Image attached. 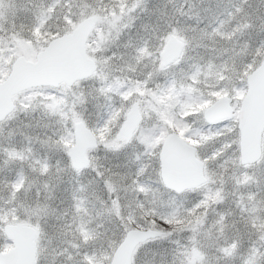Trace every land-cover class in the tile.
Listing matches in <instances>:
<instances>
[{
  "label": "snow or ice",
  "instance_id": "obj_1",
  "mask_svg": "<svg viewBox=\"0 0 264 264\" xmlns=\"http://www.w3.org/2000/svg\"><path fill=\"white\" fill-rule=\"evenodd\" d=\"M29 3L19 9L28 21L19 30L0 14V123L36 110L54 120L59 127L40 143L65 153L78 176L87 151L138 150L135 172L88 165L106 199L81 185L61 210L52 205L65 170L59 161L53 172L36 158L30 136L26 147L0 148L5 165H21L0 178V264H141L149 253L144 264H264V145L253 155L244 140L264 78V40L253 49L239 44L256 21L264 27V0H217L203 28L194 4L187 12L165 9L129 35L123 52L112 49L137 12L149 10L148 0ZM197 49L204 53L191 55ZM78 64L88 67L81 72ZM6 71L20 82L5 109ZM90 103L100 113L95 125L85 115ZM256 108L264 126V91ZM17 216L33 234L27 249L8 228Z\"/></svg>",
  "mask_w": 264,
  "mask_h": 264
},
{
  "label": "rangeland",
  "instance_id": "obj_2",
  "mask_svg": "<svg viewBox=\"0 0 264 264\" xmlns=\"http://www.w3.org/2000/svg\"><path fill=\"white\" fill-rule=\"evenodd\" d=\"M159 1H162L164 3V6H161L159 9H162V10L166 9L167 12L170 14L173 13L175 10L181 9V8L185 12H187L189 4H194L196 6V10L200 12L201 17L203 18V22L199 25V27L201 28H203L205 24L209 22L213 12L216 11V4H217V0H188L187 3L185 2V0H148V8H151V6L153 8V6H156ZM105 2H107V0H105ZM235 2H239V0H235ZM253 2H255V0H253ZM13 5L15 7H13ZM24 5L31 7L29 0H0V14L6 15L9 21L15 20L18 30H19V25L21 23H25V24L28 23L27 19L25 18L26 14L22 11H19V9ZM205 9H211L212 11L205 12ZM13 13H15V15H13ZM144 15H145L144 11L137 12L138 18L135 22V25L129 31H126L124 35L121 37V40L119 41V45L121 46H114L112 51L123 52L124 49L122 47V44L128 39L129 35L131 36L136 35L135 32L140 27L141 18ZM177 19H179L182 24H187V25H192V26L196 25V21L194 19L189 20L186 16H179L177 14ZM144 24H147V23H144ZM25 34H27V32H25ZM262 40H264V27H261L260 22L256 21L255 28L247 31L240 38L239 44L243 45L247 43L250 46V49H253V48L258 47L260 41ZM237 50H239V48ZM197 52H200L201 54H203L204 49H197L196 51L192 52L191 55L195 56ZM14 58L15 57H13V59ZM249 59H251V57H249ZM7 72L8 71H6L4 75H6ZM69 104H71V101H69ZM86 107L88 111L85 113V115L89 117L90 123L92 125H95L97 119L99 118L100 113L93 107V104L91 103L86 105ZM17 118H18V112L14 119L6 120L3 123H0V145L1 146H4V147L10 146L9 143L5 142L9 139V137L7 136V134L5 135L6 129L4 128L5 126L6 128H9L10 125L8 124H10V122H12L11 124H14V126L16 123L18 125V129L26 128L25 124L23 126H19L21 125V123L17 122ZM47 121H48L47 123H51L52 125V127L47 128V129H56L57 127H59L58 125L55 124L54 120L49 121L47 119ZM26 134H34V133L25 130V132L23 131L22 136ZM39 135L40 133H38V135L35 138L37 139L38 137L39 138L38 140L40 141L45 140V139L40 138ZM262 145H264V131L262 134ZM40 148H43L44 150H48L43 145H41ZM137 150L138 149L130 146L125 151H122V152H108L103 149V146H101L98 149L87 151V155L90 158L89 165L95 164L96 166L100 168L101 171H105V174H107L106 170L108 169H111L112 172H119V173L135 172V168H136L135 153ZM54 152L58 153V156L54 158L55 159V162H53L54 166L57 167V162L59 161L60 168L65 169V171H68L71 176H76V177L81 178L80 180L81 182L84 180V185L88 187L89 194H91L93 190H95L97 195H100L105 199L107 198L106 193L100 191V188H102L103 185L101 184L98 186L96 184V179H97L96 173L91 170V167L87 166L86 168H84V171L82 172V174L78 176L70 167H67L69 162H67L66 160L62 161V156H64L65 153L60 152V151H55V150ZM50 158H53V157H50ZM145 179H148V177H145ZM152 179L154 180L155 177H153ZM153 186L155 187L156 185H153ZM4 195H6V193L0 192V196H4ZM32 195L33 196L35 195V188H33L32 190ZM121 195L123 196L124 193L122 192ZM41 198H43L42 195H41ZM64 198L68 201V203L60 206L58 205V203H53L52 201L53 207L59 208L61 210L66 208L68 204L71 202V195L67 194L65 195ZM17 221L27 222L21 219V217L19 216L15 217L13 222H17ZM50 223H56V221L51 220ZM252 239H255V237H252ZM248 245H249V237L246 236V238H244L243 240V246L245 249H247ZM149 255L150 254L145 256V258L147 259Z\"/></svg>",
  "mask_w": 264,
  "mask_h": 264
},
{
  "label": "trees",
  "instance_id": "obj_3",
  "mask_svg": "<svg viewBox=\"0 0 264 264\" xmlns=\"http://www.w3.org/2000/svg\"><path fill=\"white\" fill-rule=\"evenodd\" d=\"M161 6H164V3L162 1H159L156 6H153V8L152 6L151 8H148L149 10L145 12L144 16H142L140 22L141 25L136 30L135 33H137V31L141 29V26L144 25V23L155 24L157 22V19L160 16V12L164 11L162 9H159ZM17 122L21 123V125L19 126H23L25 124L26 128L18 129V125L16 123L14 126V124H11L12 122H10V124H8L10 125L9 128H6V126L4 127L6 129L5 135L7 134V136L9 137V139L5 142L19 149L21 147H26L29 145L28 140L25 138L26 136L32 137L31 147L33 148L36 158L47 159L48 162L52 165L53 172H55L56 166H54L53 164V162H55L54 159L55 157L53 155L54 150L49 151L40 148L42 144L40 143V140L35 138L38 135V133H40L39 136L42 139H47L48 136L52 135L54 129H47L43 126L44 123L48 122L47 118L42 119V113L39 110L31 111V112L20 111L18 112ZM25 130L32 132L34 134H26L22 136L23 131L25 132ZM2 147L4 146L0 145V148ZM64 157L65 159L66 158L68 159V157H66V154H64V156H62V161L65 160ZM4 159L5 157L3 153L0 152V178H2L5 175L14 177L16 172L20 169L21 165L19 163H10L8 165H5ZM23 167H24V173L26 175L30 177L35 175L30 171L27 164H25ZM60 177L61 179L58 182V186L56 188V193H55L56 199L53 201V203H58V205L62 206L68 203V201L64 198L65 195L67 194L71 195L75 189L79 188L81 185H84V180L81 182L80 181L81 178L76 176H71L69 172L65 170L61 172ZM61 201H63V203H61Z\"/></svg>",
  "mask_w": 264,
  "mask_h": 264
},
{
  "label": "water",
  "instance_id": "obj_4",
  "mask_svg": "<svg viewBox=\"0 0 264 264\" xmlns=\"http://www.w3.org/2000/svg\"><path fill=\"white\" fill-rule=\"evenodd\" d=\"M79 46H80L79 38L78 37L73 38L72 47L78 48ZM76 67H78V69L81 72H83L87 69L88 65L78 64L76 65ZM10 68L14 70L15 65H11ZM19 82H20L19 79L17 77H14L11 71H9L8 74L3 78V87L6 90L4 97L5 109L8 106V93L10 91H14L15 88L18 86ZM261 91H264V78L257 79L254 97L250 102L249 110L245 118L244 140L248 145L250 152L253 155H258L262 146V133L264 130V126H262L259 121L257 108H256V104L259 100V94ZM218 111L223 112V108H218ZM87 143H88L87 139L82 138L81 144L85 145ZM84 155L89 165L90 159L87 155V152ZM88 165H85V167H87ZM26 225L27 223L23 221L12 222L10 225H8V228L13 234V236L16 238L18 242L22 243L25 246V249L31 247L33 241V234L30 231V229L26 227ZM33 251L35 250L33 249ZM12 252L15 253L16 249H13Z\"/></svg>",
  "mask_w": 264,
  "mask_h": 264
},
{
  "label": "clouds",
  "instance_id": "obj_5",
  "mask_svg": "<svg viewBox=\"0 0 264 264\" xmlns=\"http://www.w3.org/2000/svg\"><path fill=\"white\" fill-rule=\"evenodd\" d=\"M107 54L108 53H106L104 51H98V52L95 53V55H97V56H104V55H107ZM151 259H152L151 254L148 256L147 259L145 257H143L142 260H141V264H144L145 261H151Z\"/></svg>",
  "mask_w": 264,
  "mask_h": 264
},
{
  "label": "flooded vegetation",
  "instance_id": "obj_6",
  "mask_svg": "<svg viewBox=\"0 0 264 264\" xmlns=\"http://www.w3.org/2000/svg\"><path fill=\"white\" fill-rule=\"evenodd\" d=\"M53 155H54V157H57L58 156V153H55V152H53ZM67 157V156H66ZM67 162H69V158L67 159H65ZM244 238H246V236H244Z\"/></svg>",
  "mask_w": 264,
  "mask_h": 264
}]
</instances>
